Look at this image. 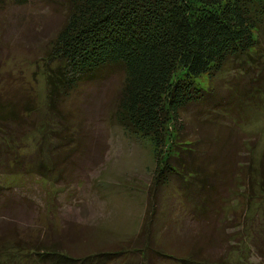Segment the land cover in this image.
<instances>
[{
  "label": "trees",
  "instance_id": "16d2710c",
  "mask_svg": "<svg viewBox=\"0 0 264 264\" xmlns=\"http://www.w3.org/2000/svg\"><path fill=\"white\" fill-rule=\"evenodd\" d=\"M56 1L62 16L47 40L51 65L45 71L42 106L24 98L12 102L0 93V171L37 169L42 177L49 176L58 164L51 149L66 143L63 133L68 134V113H59L58 103L85 81L117 70L120 83L112 94L109 116L125 131L146 135L152 142L153 167L144 214L133 236L82 255H74L72 245L62 239H12L0 232V264H102L112 254L128 250L140 256V264H154L159 258L176 264H230L228 254L211 257L204 251L208 244L202 235L207 224L226 216L228 200L223 202L221 189L228 193L233 185L243 187L248 203L264 197V148L254 155V141L240 139L237 135L243 131L236 119L225 118L234 112L243 120L245 106L256 109L264 98V88L253 86L264 83V0ZM230 70L242 76L235 79L242 83L238 88L242 107L238 104L232 112L226 101L214 98L207 83ZM234 94L231 100L237 97ZM22 96L20 93L17 98ZM37 113L40 159L26 163L20 151L23 127ZM185 113L190 129L184 125ZM31 123L34 125L32 119ZM51 125L57 126L54 132L49 130ZM51 132L59 140L49 142L54 148H43ZM170 183L180 190L189 212L200 217L185 242L191 245L182 254L179 251L181 255L153 238L157 198ZM3 190L0 185V196ZM5 213L0 212L1 221H5ZM238 251L239 259L242 247Z\"/></svg>",
  "mask_w": 264,
  "mask_h": 264
},
{
  "label": "rangeland",
  "instance_id": "374dc122",
  "mask_svg": "<svg viewBox=\"0 0 264 264\" xmlns=\"http://www.w3.org/2000/svg\"><path fill=\"white\" fill-rule=\"evenodd\" d=\"M61 12L56 0H0V93L12 102L24 98L41 107L45 101V71L51 65L47 40L60 21ZM241 77L237 70H230L221 78L207 81L215 92L214 98L226 101L228 111L237 109L238 104L242 107L243 97L238 91L242 83L235 82ZM119 83V71H105L98 79L87 80L70 90L58 103L59 113H68V134L63 133L66 143L56 147L49 143L59 140L53 134L60 125L57 123L51 125L49 130L53 132L43 142V148L55 147L51 156L58 161L49 176L42 177L37 169L27 173L0 171V185L4 189L0 204L5 203L0 212H7L5 221L0 216L1 233L12 239H62L72 245L74 255H82L105 243L124 241L138 231L153 167L152 142L146 135L125 131L109 116L114 105L112 94ZM260 85L264 88L263 82L253 84ZM20 93L23 96L17 98ZM234 93L237 97L231 100ZM257 105L256 109L245 106L248 109L243 120L234 112L225 117L236 119L243 131L237 135L240 139L254 141V155L264 148V98ZM38 116L37 113L31 118L34 125L30 119V124L23 127L20 151L26 163L35 164L40 159L39 132L35 129ZM183 119L186 129H190L186 113ZM46 158L49 160L47 154ZM231 187L228 193L222 189L220 192L223 202L228 200L226 216L221 218L224 220L218 219L203 228L202 240L208 244L204 251L211 257L228 254L232 258L230 264H264V197L248 203L242 194L243 187ZM159 196L153 238L181 255L200 217L189 212L176 184L166 185ZM239 246L243 251L238 259ZM228 247L232 248L229 252ZM112 256L102 264H140L141 259L130 250ZM154 262L176 264L169 258Z\"/></svg>",
  "mask_w": 264,
  "mask_h": 264
}]
</instances>
